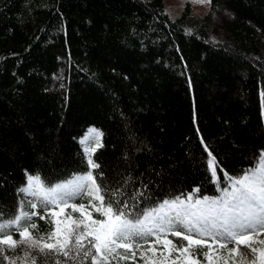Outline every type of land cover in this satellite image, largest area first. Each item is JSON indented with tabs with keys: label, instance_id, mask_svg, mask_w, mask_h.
I'll return each instance as SVG.
<instances>
[{
	"label": "trees",
	"instance_id": "trees-1",
	"mask_svg": "<svg viewBox=\"0 0 264 264\" xmlns=\"http://www.w3.org/2000/svg\"><path fill=\"white\" fill-rule=\"evenodd\" d=\"M0 0V264H264L187 227L264 213V0Z\"/></svg>",
	"mask_w": 264,
	"mask_h": 264
},
{
	"label": "rangeland",
	"instance_id": "rangeland-1",
	"mask_svg": "<svg viewBox=\"0 0 264 264\" xmlns=\"http://www.w3.org/2000/svg\"><path fill=\"white\" fill-rule=\"evenodd\" d=\"M163 2H164L166 11L170 15H173V16L179 14L186 3L189 4L192 14H194L197 17L205 14L209 7L208 0H163ZM263 227L264 225L262 226V228ZM248 236H251L255 239H259L260 231L252 229V231L249 233ZM230 246L231 248H237L239 253L245 252V247H243L242 244H239L236 240H233L230 243ZM258 247H259V244L257 242L255 244V248H258Z\"/></svg>",
	"mask_w": 264,
	"mask_h": 264
}]
</instances>
